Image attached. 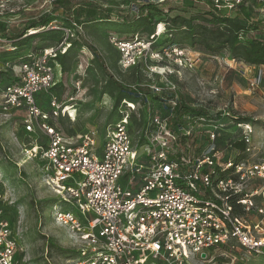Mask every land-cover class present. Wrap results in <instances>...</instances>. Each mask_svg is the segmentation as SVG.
Wrapping results in <instances>:
<instances>
[{"label": "rangeland", "instance_id": "374dc122", "mask_svg": "<svg viewBox=\"0 0 264 264\" xmlns=\"http://www.w3.org/2000/svg\"><path fill=\"white\" fill-rule=\"evenodd\" d=\"M81 1L97 4L98 13L80 17L79 24L73 26L62 25L61 19L65 16L72 18L71 13L77 15L81 12L78 4ZM148 3H155L162 12L155 10L151 17L144 6ZM240 5H244L250 14L249 21L263 22L258 30L248 34L264 38V0H245ZM209 9L205 0H71L63 9L55 0H0V70L10 69L15 73L20 56L31 48L38 50L50 43L66 47V54L59 52L57 59L61 67L56 68L58 74L61 71L59 83L51 91L42 90L38 101L46 110H51L52 94L62 104L61 111L68 103L70 108L51 121L68 136L95 129L99 152L104 146L107 128L125 116H128L129 129L138 144L148 142L145 132L154 131L156 135L157 127L150 125L148 115L163 118L166 112L161 103L152 98L150 93L153 92L173 96V100H182L207 112L205 121L191 117L184 121V126L176 128L180 139V135L187 137H183L189 145L187 152L195 156L209 144V130L218 127L217 147L226 157H235L237 154L230 145V137L242 132L236 124V117H249L247 123L252 129L254 149L250 154L243 153L242 157L257 161L264 157V66L239 62L233 58L230 47L202 51L195 46L198 39L216 45L218 38L209 32H200V22H194L195 27H191L196 31L193 37L185 34L188 23L181 25L171 21L178 14L188 19L209 17ZM220 9L235 14L236 7L222 6ZM46 13L58 17V22L54 21L48 30L34 36L18 37ZM241 18L247 22V18ZM144 26L148 30L141 33ZM153 27L155 29L151 30ZM52 28L55 29L51 31ZM136 31L141 33L139 39L150 48L144 50L142 47L144 51L136 65L125 69L121 66L122 52L118 42L136 38ZM10 39L12 43L8 44ZM173 39L188 49L187 61L176 62L173 52H170V58L156 55L162 48L170 47ZM240 40L245 41L246 37L241 36ZM13 43L18 45L16 50ZM255 79L259 84L252 86ZM157 85L166 90H155ZM136 88L146 93L151 101L147 108L144 102L134 104L135 108L127 103L129 96L134 98V94L128 92ZM21 117L19 113L10 114L0 106V204L23 249L16 253V258L26 256L30 264H75L78 251L75 242L67 229L56 221L54 212L60 205L77 210L62 203L47 185L46 162L29 158L26 154V148L35 138L24 132ZM75 176L80 178L79 174ZM122 183L125 184L126 179H122ZM259 183L260 180H253L249 187ZM254 214H249L253 220L257 218ZM228 254L230 256H217L208 264H264V255H255L244 249Z\"/></svg>", "mask_w": 264, "mask_h": 264}, {"label": "built area", "instance_id": "2783aa9c", "mask_svg": "<svg viewBox=\"0 0 264 264\" xmlns=\"http://www.w3.org/2000/svg\"><path fill=\"white\" fill-rule=\"evenodd\" d=\"M210 1L231 9L245 0ZM118 47L121 66L127 69L150 45L137 36L120 40ZM66 50L53 45L29 53L18 65L17 80L0 92V106L22 115L24 132L35 138L26 154L46 162L47 185L62 203L77 210L60 205L54 212L75 242V264H208L237 249L264 255V157H226L216 145L218 127L209 130V144L199 155L190 154L168 115H149L157 129L156 135L145 132L144 145L135 142L128 116L107 128L101 152L95 129L66 135L51 119L65 113L69 104L61 111L53 94L51 110L38 101L42 90L51 91L59 83L57 59ZM170 52L176 62L188 60V49L179 45L166 46L156 55L170 58ZM258 84L256 79L251 83ZM155 90L166 89L157 85ZM127 103L135 108V103ZM238 127L247 143L244 153L250 154L251 126ZM253 180L260 183L250 188ZM19 250V239L0 204V264H30L26 256L16 258Z\"/></svg>", "mask_w": 264, "mask_h": 264}, {"label": "trees", "instance_id": "16d2710c", "mask_svg": "<svg viewBox=\"0 0 264 264\" xmlns=\"http://www.w3.org/2000/svg\"><path fill=\"white\" fill-rule=\"evenodd\" d=\"M57 3V6H61L62 9L67 4L71 3V0H55ZM187 2L193 1V0H185ZM208 5L210 6L209 9V17L208 16H201V17H194L188 19L184 15H175L172 17L171 21L173 23L178 24H189V27L187 28V31H185V34L188 36H195L196 31L192 30L191 27H195L194 22H200L199 27L201 28L200 32H209L211 35H214L218 38L217 44L213 45L212 43H209L206 41V39H198V45L195 46L201 48L202 51H217L220 48L230 47L231 53L233 55V58L236 60L243 61L249 65H263L264 66V38L257 37L256 34H248V32L252 33L254 30H258L259 27H261L262 21L257 22H251L250 14L245 11L244 5H240L236 7L235 14H228L227 12H223L218 6L213 4L210 0H205ZM165 2V0H163ZM80 6V13L77 15L75 13H71V17L65 16L64 19H61L62 25L66 26H73L75 24H79L80 17L86 15V16H95L99 9L97 7V4L90 2V1H81L78 3ZM146 6L147 14L154 16V11L162 12V8L158 7L155 3H148ZM103 10V9H102ZM70 11V10H69ZM105 14V13H103ZM107 14V13H106ZM244 16V18H247V22L244 21L241 17ZM58 22V17L52 16L50 13L43 14L37 22L32 23L30 25L31 27H27V31H35L34 33L28 34L27 31H22L19 33L18 37H28V36H34L33 34H37L40 31L48 30L49 26L54 25L55 22ZM67 22V23H66ZM161 21H158L160 23ZM39 24V26H37ZM58 26V24H55ZM169 28L172 29V26ZM55 28L50 29L51 31ZM57 29V28H56ZM155 27H153L151 30H154ZM148 30V27H141L140 32H146ZM139 31H136V33ZM141 33H137L135 36H140ZM248 34V35H247ZM246 37V40H240V37ZM10 39L8 44L12 43ZM173 41V42H172ZM171 41L172 45H182L179 41L173 39ZM53 43H50L46 46L40 47V49L31 48L26 53L22 54L20 56V64L29 53L37 52L41 49H44L48 46H53ZM168 45V44H167ZM15 48V50L18 48L17 44H12ZM66 54V53H64ZM63 54V55H64ZM17 80L16 75L14 72L10 71V69H7L5 71L0 70V92L4 89L5 86L14 83ZM129 94H134V98L129 96V102H133L137 105L144 102V107L147 108L148 104L151 105V101L148 100L147 94L142 93L141 89H130L128 92ZM152 98L156 100V102L161 103L162 110H165V114L170 116V119L172 121V127L173 129H176L177 126H184V121L191 117H201V116H208L207 112L201 108H193L191 105H189L187 102H184L182 100L176 101V103L173 102V96L169 95H163V94H157L153 93ZM142 95V96H141ZM139 98V99H137ZM148 114V111H147ZM151 114V113H149ZM149 117V115H148ZM149 119V118H148ZM147 119V121H148ZM237 123H247L250 121L249 117H236ZM181 136V141L183 140V135ZM187 138V137H184ZM230 145L233 146L235 152L237 155H235L234 160H239L242 158V154L245 152L247 143L242 138V132L240 133H234L232 137H230Z\"/></svg>", "mask_w": 264, "mask_h": 264}]
</instances>
